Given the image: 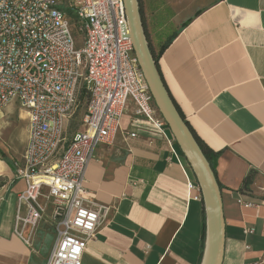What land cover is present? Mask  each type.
<instances>
[{"label": "crops", "instance_id": "crops-1", "mask_svg": "<svg viewBox=\"0 0 264 264\" xmlns=\"http://www.w3.org/2000/svg\"><path fill=\"white\" fill-rule=\"evenodd\" d=\"M139 1L169 95L219 156L223 264H264V0ZM14 105L20 106L6 108ZM134 111L129 101L114 142L96 149L85 173L91 199L110 212L88 242L82 264H201L204 206L195 199L198 191L187 189L195 174L177 142L174 153L162 133ZM22 112L26 124L0 158V264H49L51 250L36 241L37 229L19 222L16 231L26 181L2 158L4 153L15 163L27 149L29 115ZM167 136L172 140L170 130ZM43 219L53 222L52 214Z\"/></svg>", "mask_w": 264, "mask_h": 264}, {"label": "built area", "instance_id": "built-area-1", "mask_svg": "<svg viewBox=\"0 0 264 264\" xmlns=\"http://www.w3.org/2000/svg\"><path fill=\"white\" fill-rule=\"evenodd\" d=\"M128 35L124 0H0V110L18 102L29 115L27 149L15 162L26 181L15 226L33 232L51 203L57 243L49 264H82L110 212L91 199L85 173L96 149L114 142L129 101L175 153ZM82 88L86 108L69 136ZM187 189L202 200L197 180L188 179Z\"/></svg>", "mask_w": 264, "mask_h": 264}, {"label": "water", "instance_id": "water-1", "mask_svg": "<svg viewBox=\"0 0 264 264\" xmlns=\"http://www.w3.org/2000/svg\"><path fill=\"white\" fill-rule=\"evenodd\" d=\"M128 18V38L133 43L138 64L148 82L155 105L182 154L186 157L201 188L204 206L205 247L201 264H223L225 256V219L222 203V191L212 167L204 156L199 143L195 140L190 127L184 121L177 106L169 95L159 72L157 61L149 47L143 28L139 0H124Z\"/></svg>", "mask_w": 264, "mask_h": 264}, {"label": "rangeland", "instance_id": "rangeland-1", "mask_svg": "<svg viewBox=\"0 0 264 264\" xmlns=\"http://www.w3.org/2000/svg\"><path fill=\"white\" fill-rule=\"evenodd\" d=\"M77 25L78 22L74 21L73 27H77ZM75 34H77V32H75ZM77 38L79 40L78 41L79 44L81 45L80 43L81 36L77 34ZM22 111L24 110H22L21 106H17V105H14L13 109L9 110L6 108L0 111V158L3 151L7 153V149H8L7 143L9 139L12 137V135H14L16 131L18 132V129H20L19 127L26 124L27 120L22 118L23 117ZM81 119H82V110L78 112L77 116L73 118V121H71V125L68 128L69 136L73 133V131L77 130V128L80 127ZM13 142L14 140H12L10 144L13 145ZM2 147L4 148V150L2 149ZM44 201L45 200L42 199V202ZM48 214H52V209L49 204L47 206L46 215ZM38 225L39 226L37 227L36 230L37 231L36 234L38 233V237L36 238V241L40 244L41 247L43 246V248L49 252L51 250L52 253L56 241L55 224L50 220L46 221L45 219H43Z\"/></svg>", "mask_w": 264, "mask_h": 264}, {"label": "trees", "instance_id": "trees-1", "mask_svg": "<svg viewBox=\"0 0 264 264\" xmlns=\"http://www.w3.org/2000/svg\"><path fill=\"white\" fill-rule=\"evenodd\" d=\"M80 92H81V93H80L81 104H80L79 109L77 110V114H78V112H80V111L82 110V116H83V114H84V110H85V108H86L87 99H86V97L84 96V88H82ZM179 112H180V110H179ZM180 113H181V112H180ZM181 115H182V114H181ZM76 116H77V115H76ZM76 116H75V117H76ZM75 117H74V118H75ZM182 117H183V116H182ZM183 119H184V117H183ZM72 121H73V120H72ZM184 121H185V119H184ZM186 124L189 126V123H188V122H186ZM70 125H71V124H70ZM189 127H190V129H191V131H192V133H193V136H194L195 140L199 143L200 148H201V150H202L204 156L207 157V159H208V161H209V163H210V165H211V167H212V170H213V172H214L215 175H216L215 167H216V162H217V159H218L219 156H218L217 154H215L212 150H210V149L206 146V144L203 143V142L197 137V135L195 134V132L193 131V129L191 128V126H189ZM2 158H3V160H5V162L8 163L12 168H15V163H12V161H11L10 159H8L4 153H3V155H2ZM250 182H251V179H250V177H248V178L246 179V181H245V184L247 185V184H249ZM203 220H204V231H203V236H204V247H205V240H206V235H205V222H206V220H205V218H204Z\"/></svg>", "mask_w": 264, "mask_h": 264}]
</instances>
